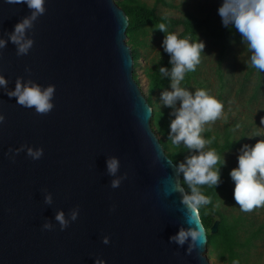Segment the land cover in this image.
Listing matches in <instances>:
<instances>
[{"label":"water","instance_id":"obj_1","mask_svg":"<svg viewBox=\"0 0 264 264\" xmlns=\"http://www.w3.org/2000/svg\"><path fill=\"white\" fill-rule=\"evenodd\" d=\"M117 1L45 0L27 32L33 44L17 56L8 34L29 9L0 0V75L8 82L0 87V264H210L206 228L191 253L169 240L188 227L181 194H166L180 177L133 76L128 16ZM17 77L54 85L53 108L40 114L9 97ZM21 145L43 154L5 155ZM111 157L115 175L106 168ZM77 206L61 230L56 212L68 218Z\"/></svg>","mask_w":264,"mask_h":264},{"label":"clouds","instance_id":"obj_2","mask_svg":"<svg viewBox=\"0 0 264 264\" xmlns=\"http://www.w3.org/2000/svg\"><path fill=\"white\" fill-rule=\"evenodd\" d=\"M13 2V0H10ZM23 3L29 9V14L21 17L8 34V40L16 46V55H26L33 44L27 35L33 27L34 21L45 11V0H15ZM223 26L235 29L241 40L247 46L250 64L260 73L264 72V0H221L217 8ZM164 32L162 47L169 55L168 63L171 67L160 66L158 71L161 78L167 77L169 86L160 92V101L164 106L172 109L168 123V139L174 146L183 145L187 149L195 150L184 161L176 165L177 176L180 180L171 184L168 192L181 194V203L184 206L185 223L187 228L179 227L177 232L169 236V240L183 247L187 243L186 252L199 248L205 243V227L201 222L199 209L210 203V197L203 194L202 185L215 188L220 183V166L224 163L220 154L214 148H206L210 140L202 135V125L214 121L223 109L222 103L214 96L209 95L204 88L190 91L183 86L185 75L195 71L200 62V54L204 44L191 35L180 37L175 32H169L165 23L157 27ZM6 41L0 38V48L5 47ZM7 80L0 75V87L7 89ZM55 86H42L31 79L17 77L14 88L7 91L9 97H15L16 102L27 108H34L35 112L46 114L53 108ZM177 102H179L177 106ZM4 121L0 113V123ZM264 121V118H262ZM253 136L264 137V133L257 132ZM33 160L39 159L43 149L39 146L21 145L20 148H10L5 155L14 159V154L20 150ZM118 160L115 157L106 160L109 175H115L118 170ZM233 181V199L243 211H251L254 207L264 204V138L253 144L241 145L236 158V165L229 170ZM119 185L118 179L111 181L112 187ZM187 186L185 190L184 186ZM45 202L51 203L50 193L45 194ZM78 206L73 208L68 218L63 211L58 210L55 220L63 230L70 221H75L78 215ZM52 224L45 221L43 229L50 230ZM107 244L109 238H102ZM98 264H103L99 261Z\"/></svg>","mask_w":264,"mask_h":264},{"label":"trees","instance_id":"obj_3","mask_svg":"<svg viewBox=\"0 0 264 264\" xmlns=\"http://www.w3.org/2000/svg\"><path fill=\"white\" fill-rule=\"evenodd\" d=\"M118 5L126 12L128 16V26L126 28L127 43L131 47L132 57L134 59L133 76L138 81L135 68L139 65L142 53L148 55L149 41L147 36L153 33L158 37H163L164 32L157 27L159 23H165L167 30L173 32L177 27H181L178 36L184 37L191 35L197 37V41L203 35L220 43V53L225 50L230 51L231 43L242 42L240 34L235 29H229L225 26H219L209 16L199 17L192 11H185L181 17H172L165 14H159L156 6L161 4L167 7H173L174 4L168 0H154L152 5H148L143 0H118ZM221 57V56H220ZM169 55L160 51L145 61L143 74L147 80L146 98L153 108L151 118V126L159 137L166 154L176 163L182 162L185 158L193 153L182 144L174 146L168 139V123L172 118L168 108L158 104V98L153 99V94L157 90H162L169 86L167 77L161 78L158 69L160 66L171 67L168 63ZM198 65V64H197ZM197 65L195 71L188 72L185 75L183 86L193 91L191 84L196 82ZM254 68L251 66L245 72V82L248 75ZM263 73L257 70V83L253 90V97L257 95L259 87L262 83ZM228 130H225L224 141L219 143L216 141L217 134L210 136L205 133L207 140H210V147L214 148L224 161L223 155L226 151L236 147V141L228 139ZM234 167V166H232ZM225 163L220 166V183L214 187L202 185L201 190L204 195L210 197V203L199 209V215L207 233V254L212 256L221 264H251L250 252L255 245V240L260 239L264 227V220L257 224V216L254 213L255 208L251 210L252 214L227 215L220 208L217 201L224 199L225 201L236 203L233 199V181L229 176V170ZM185 190L187 186L185 185ZM218 220L217 230L210 232L213 222Z\"/></svg>","mask_w":264,"mask_h":264},{"label":"rangeland","instance_id":"obj_4","mask_svg":"<svg viewBox=\"0 0 264 264\" xmlns=\"http://www.w3.org/2000/svg\"><path fill=\"white\" fill-rule=\"evenodd\" d=\"M148 5H152L154 0H143ZM173 7L158 4L156 11L159 14H165L172 17H181L185 11H192L199 17L209 16L219 26H223L221 18L218 15L217 8L221 0H168ZM181 27H177L173 32L178 34ZM150 43L147 49L148 55L143 51L139 65L135 68L138 77V83L143 91L147 94V80L143 74L145 61L156 56L163 50V37H158L153 33L147 36ZM204 47L200 54V62L197 65L196 82L191 84L194 91L197 88H204L209 95L218 99L223 109L219 117L214 121H209L202 125L201 135L207 140L205 133L208 132L212 137L217 134L216 141L222 143L224 141L225 130H228V139L236 141V147L224 153V163L227 167L236 165L237 153L241 145L248 143L253 144L256 140L264 138L253 136L257 132L264 133V72L262 83L259 87L257 95L253 97V90L257 83V70L254 68L248 75L245 82V72L251 67L249 52L246 44L243 42L231 43L230 51L225 50L220 53V43L206 36H201ZM198 41V42H199ZM221 56V57H220ZM160 92L157 90L153 94V99L158 98V104L164 106L160 101ZM179 102H177L178 106ZM167 107V106H165ZM169 113L172 109L167 107ZM206 148H211L210 144ZM195 150H193L194 152ZM219 208L227 215L247 214L251 215V211H243L236 203H231L220 199L217 201ZM257 216V224L264 220V204L254 207ZM264 231V227H263ZM207 254V250H206ZM208 256L210 264H221L212 256ZM251 264H264V232L260 239L255 240V245L250 252Z\"/></svg>","mask_w":264,"mask_h":264}]
</instances>
